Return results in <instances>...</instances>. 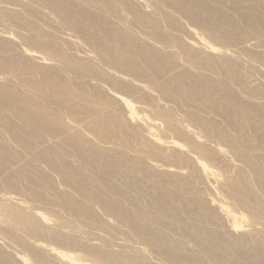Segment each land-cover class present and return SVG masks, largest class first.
I'll use <instances>...</instances> for the list:
<instances>
[{
  "label": "bare ground",
  "instance_id": "1",
  "mask_svg": "<svg viewBox=\"0 0 264 264\" xmlns=\"http://www.w3.org/2000/svg\"><path fill=\"white\" fill-rule=\"evenodd\" d=\"M0 264H264V0H0Z\"/></svg>",
  "mask_w": 264,
  "mask_h": 264
}]
</instances>
